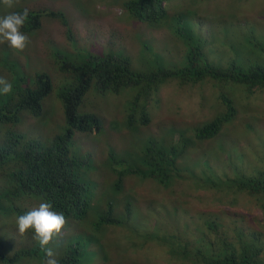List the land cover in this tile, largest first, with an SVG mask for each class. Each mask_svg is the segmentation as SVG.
<instances>
[{
  "label": "rangeland",
  "instance_id": "1",
  "mask_svg": "<svg viewBox=\"0 0 264 264\" xmlns=\"http://www.w3.org/2000/svg\"><path fill=\"white\" fill-rule=\"evenodd\" d=\"M126 1L129 0H16L13 8L4 6L5 8L0 10V16L23 10L25 7L29 10L61 11L68 20L66 26L58 18L45 17L41 20V28L31 32L24 31L31 41L24 51L12 49L7 42L0 43V77L13 84L11 94L17 92L16 86L25 87L27 83H31L37 74L49 75L54 83L52 93L44 100L43 114L40 117L23 113L21 120L11 126L12 129L0 123V145L3 144L5 135L10 129L15 130L20 137L26 140L35 139L42 145L53 141L56 134L60 135L66 131L67 123L60 91L66 84H71V79L60 73L59 66L62 59L59 60L58 55L77 63L93 55L121 54L130 59L134 69L144 72L159 68L161 65L157 64L159 60L166 61V65H172L183 59L189 47L186 40L179 34L171 32L168 28L169 24L151 29L146 25L138 24L126 13L123 7ZM185 1L188 5H184V8L194 11L183 18L185 34L191 37L189 32L194 31L200 42L201 38H207L204 40V52L209 57L213 56L211 50L216 48L211 41L213 30H217L221 26L219 24L231 20L238 25L236 18H231L234 16H231V11H227V8L231 6L245 10V13L242 12L237 16L241 20L240 29L231 24L220 27L221 39L223 41L230 39L233 42L231 47L238 50L235 61L238 65L251 67L255 64L253 60L257 59V56L244 53L252 45L250 38L255 36V31L242 30V28H246L249 23L245 17L248 11H251L254 17L262 13L260 18L264 20V0ZM220 2L226 3L225 12L219 13L224 16L222 18H218L216 16L218 13H215V5ZM236 28L237 31H233ZM260 30L264 31V28L258 31ZM224 54L221 53L219 59H223ZM143 59L149 63L142 65ZM219 59L213 61L220 65L222 60ZM196 88L195 93L188 96L184 94V87H181L179 82L169 81L163 84L159 92H153L149 99L148 111L151 123L139 127L137 131L129 126L126 127L125 124L127 112L134 99L132 91L122 90L117 94L97 93L91 90L80 110L100 116L103 129L100 133H77L74 137L70 151L76 156L88 157L91 164L90 168L82 172L84 174L82 180L86 183L92 182L91 179L98 180L102 184V191L114 189L118 177L107 166L108 159L113 156L115 159H126L130 164L135 165L140 161L141 146H144L149 139L153 138L169 145V139L164 137L167 133L165 125L160 123L162 119L167 120L169 127H171L169 123H173L172 129L168 132L169 138H173V129L184 128L187 130V137L194 139L196 128L224 111L220 101L214 99L211 85L205 84L202 89L197 86ZM8 95H0V100L7 99ZM233 95L239 107L237 120L218 140L205 142L206 148L212 153L207 156L208 159L202 166L204 175L212 182L221 185L219 188L223 191L200 190L192 183V185L173 184L164 192L154 184L141 183L136 177L127 176L123 187L115 189L117 206L114 212L115 217L126 221L121 226L111 227L107 232L106 249H103L109 254L107 264H181L170 254L169 250L172 247L162 241L150 239L151 235L165 233L176 237L184 233L191 237L196 233L195 229L190 228L191 226L210 229L206 227V220L215 221L220 225L215 231L217 235L212 234L213 239H223L225 234L232 239L234 233L230 229L238 226L241 229L260 231L262 235L260 240L262 239L264 246V213L256 201L253 200L249 204L226 203V200L229 201L227 196H236V194H228L233 193V185L232 183L230 185V181L236 179L235 174L258 178L263 176L264 145L258 147L250 140L252 138L242 139L244 135L234 132L244 122L252 131L253 137L261 143L264 142V96L258 93L250 95L247 91H237ZM224 141L238 145L226 144L219 149ZM250 145L257 148H249ZM235 150L241 157L237 163L241 172L233 169L232 159L227 157ZM199 152L198 148H194L190 151V155L196 157ZM200 158L206 157L200 156ZM95 169L97 170L94 171ZM198 175L202 174L199 172ZM2 176L3 174H0V203L7 213L0 217L2 220L0 245L1 250L11 254L13 251L36 245L31 230L23 235L19 233L16 217L38 206L43 200L25 196L17 199L12 193H4L8 181L3 180ZM128 201L133 205V214L130 218H127L125 211V204ZM98 207L99 203H95L94 208ZM105 209L103 206V210ZM200 213L208 215L199 217ZM95 221L94 213L80 222L68 219L61 235L54 238L59 241L58 254L71 242L79 240L84 243L83 260L88 264H100L98 255L88 251L92 243L85 240L84 235L73 237L79 226L85 229V233L93 231ZM61 238L64 240H58ZM262 257L264 259V251Z\"/></svg>",
  "mask_w": 264,
  "mask_h": 264
},
{
  "label": "trees",
  "instance_id": "2",
  "mask_svg": "<svg viewBox=\"0 0 264 264\" xmlns=\"http://www.w3.org/2000/svg\"><path fill=\"white\" fill-rule=\"evenodd\" d=\"M174 3L176 4L172 6ZM184 5H188L185 0H129L123 6L126 13L138 24L146 25L150 29L169 24L168 28L171 32L179 34L186 40L189 47L185 51V56L175 64L166 65V61L159 60L157 63L161 64L159 68L144 72L132 69L130 59L123 55H121L123 57L116 54L93 55L83 62L77 61V63L58 55L59 60L62 59L59 66L60 73L69 77L71 84H66L60 91L67 129L63 134H56L53 141L42 145L35 139L26 140L16 134L15 130L11 131V126L21 120L23 113L31 114L34 117H40L43 114L44 100L52 93L54 86L49 75L37 74L31 83H27V86H16L17 92L9 94L5 100H0V123L11 127L5 135L3 144L0 145V174H3V180L8 181L4 193H12L17 199L25 196L49 201L53 204L54 210L63 212L68 219L79 221L94 213L96 220L99 219L98 227L124 224L126 220L114 216L117 192L113 188L102 191V184L98 180L91 179L92 182L88 183L83 181L84 174L82 172L90 168L91 165L89 158L76 156L70 151L74 137L78 132L100 133L103 129L100 116L85 112L83 109L81 111L80 107L91 90L97 93L114 92L117 94L122 90H130L134 99L127 112L125 124L126 127L129 126L137 131L139 127L151 123L148 104L152 93H158L159 88L169 81L179 82V85L184 87V94L188 96L195 93L196 86L202 89L205 84L211 85L214 99L226 106V112L218 114L215 118L209 119L202 126L196 128L194 139L187 137V130L184 128L173 129V138H169V145L166 147H161L156 139H149L144 143V146H141L140 161L137 163L146 169L145 171H138L139 167L131 169L124 162L121 163L119 159L116 161L113 156L110 157L107 166L111 172L118 173L120 178L117 183L118 188L123 187L122 177L125 174L155 176L160 173V176L168 177L171 169L186 174L196 186H200L205 180L213 187L210 178L204 175L202 169L204 162L208 159L207 156L212 153L206 148L205 142L217 140L222 128L231 123L233 117L239 113L233 93L247 90L250 95L258 93L264 96V31H258L264 28V20L260 18L262 13L258 17H254L253 13L248 11L245 16L249 23L242 30H253L255 36L250 38L252 45L244 53L247 55L252 53L257 56V59L253 60L255 64L251 67H244L243 64L240 66L235 62L238 50L231 47L233 42L230 39L228 41L221 39L220 27L231 24L239 28L241 20L237 16L242 12L245 13V10L228 5L227 11H231V16H234L231 18H236L238 25L234 20H231L219 24L221 25L218 28L220 30H213L211 41L216 45V48L211 50L213 56L209 57L204 52V40L207 38H201L200 42L194 31L189 32L191 37L187 33L185 34L186 27L183 18L194 11L184 8ZM225 5L224 2L216 3L215 13H218L216 15L218 18L224 17L219 13L225 12ZM4 8L2 0H0V10ZM207 10L208 5L205 11L207 12ZM45 17L58 18L66 26L68 24L66 16L61 11L33 9L30 10L29 19L22 30L31 32L41 28V20ZM237 28L233 31H237ZM242 50L244 51V48ZM223 52L225 53L223 59H219ZM253 55L250 54V56ZM213 59H219L222 62L218 65ZM147 62L149 63L143 59L142 65H146ZM166 122L167 120L162 119L160 123L165 125L168 133L172 129L173 123L170 122L171 127H169ZM245 129L246 133L243 134L242 139L252 138L250 140L255 142L258 147H263L264 142L261 143L257 138H254L252 131L246 125ZM229 145L238 144H227V146ZM194 148H198L200 152L190 160L193 167L181 170V166L178 164L179 159L187 149ZM222 148L223 146H220V149ZM249 148L256 149L257 147L250 145ZM238 154L235 150L233 153L230 152L227 157L232 159L233 169L241 172L237 165L241 158ZM200 156L206 158H200ZM114 164L120 166V170ZM199 172L202 175H198ZM235 176L236 179L230 181V185L231 183L233 185V193L229 192L228 194H236V196H227L230 202L226 200V203L229 205L240 202L249 204L255 200L264 213V173L260 178L249 177L245 174H235ZM234 188L236 189L234 190ZM95 203H99V207L96 209L94 208ZM103 206H105V210H103ZM125 211L127 218H130L133 213L130 203L125 204ZM6 213L7 210L0 203V217ZM206 215L208 214L200 213L199 217ZM0 221L2 220L0 219ZM205 224L210 229L191 226L192 230H196V233L191 237L184 233L176 237L160 233L151 235L150 239L162 241L165 245L172 247L169 250L170 254L181 264H264L262 257L264 246L262 239L260 240L262 238L260 231L241 229L236 226L230 229L234 233L232 239L225 234L223 239L219 240L218 238L213 239L212 234L217 235L215 231L220 228V225L210 220H206ZM162 234L166 236H159ZM35 244L31 248H22L11 252V254L1 250L2 246L0 245V264H23L26 262L28 264H44L45 253L37 242ZM50 247L58 255L59 241L53 240ZM74 250V253L70 249L65 253L63 249V254L57 256L59 264H74L76 253L79 251L77 248Z\"/></svg>",
  "mask_w": 264,
  "mask_h": 264
},
{
  "label": "clouds",
  "instance_id": "3",
  "mask_svg": "<svg viewBox=\"0 0 264 264\" xmlns=\"http://www.w3.org/2000/svg\"><path fill=\"white\" fill-rule=\"evenodd\" d=\"M15 2L16 0H2L3 5L6 6L7 8H13L15 5ZM29 15H30V10L27 7H25L23 8L22 11H12V12L7 13L6 15L0 16V43L7 42L8 45L12 49H15L18 51H24L26 47L28 46V44L31 42L29 35L26 34L24 31H22L26 22L29 19ZM116 55L121 56V54H116ZM130 67L133 69L132 64ZM12 91H13V84L9 80L3 77H0V95H8V94H11ZM221 105L224 107V111L222 113L226 112V106L223 103H221ZM237 112H239V107H238ZM236 120H237V117L234 116L232 122L225 125V127H223L222 130L219 132L220 135L218 138L223 136L227 128L230 127ZM78 133H82V132H78ZM234 133H238L239 135H243L246 133L244 122L240 124V126ZM168 136H169V133H166L164 136L165 139H169ZM156 142L161 147L167 146L165 142H161L158 140H156ZM226 144H229V143L224 141L223 143H221L220 146H224ZM191 150L192 149L190 150L187 149L184 155L179 159L178 164L181 166V170L183 168L188 169L189 167H193L190 164V160L191 158H193V156L190 155ZM118 159L119 158H117L116 161ZM119 161H121V163L124 162L127 165V167H131V169H138L137 167H139L138 171L146 170V169H143V167L140 165L130 164L126 159L125 160L119 159ZM108 162H109V159H108ZM116 168L120 170L121 167L116 165ZM96 170L97 169H95L94 171ZM116 174L118 177V173ZM127 176H134L141 183L154 184L158 189L163 190L164 192L168 188H170L173 184L174 185L176 184H188V185L191 184L192 185L193 183V181L189 179V177L186 174L184 175L183 173L175 171L173 169L170 170V176L168 177H166L165 175L160 176V173H158L155 176H142L141 174L138 175V174L128 173L122 177V184L124 183V180L126 179ZM119 181H120V178L118 177L116 185L114 186V190L122 188V187L118 188L119 186H117V183ZM212 185L213 187L210 186V183H207L205 182V180H203L202 184L198 186L199 187L198 189L210 190L213 192L223 191L222 188H219L221 185H219L217 182H212ZM128 203H130V205L132 204L131 201H128L126 204ZM86 218L81 219L79 221L74 220V219H69V220L80 222V221H84ZM98 220L99 219H97L93 223V227H94L93 231H88L87 233H85V229L79 226L78 230L73 234V237L84 235L85 240H88L90 241V243H92V247L88 251L93 254L98 255V257L100 258V261H99L100 264H107V261L109 259L107 255L109 254L103 251V249H106L105 238H106L107 232L111 227L121 226L123 223L118 224V225H101L98 227L97 226V224L99 225ZM67 223H68V218L64 215V213L54 210L53 204L49 201H42L39 203L38 206L33 207L31 210L27 211L26 213L22 215H18L16 217V225H17V228L20 234L23 235L30 230L33 232V239L37 242L40 249L45 253L44 264H59V260L57 259V256L59 254L60 255L63 254V250L59 252V254L57 255V253L53 250V248L50 247V244L53 242L54 238L61 235L62 230L66 227ZM58 240H64V239L61 238ZM83 244L84 243L77 240L76 242H71L64 249L65 253L69 249L72 250L73 253L75 252L74 250L75 248L79 250L76 253V256H75L76 259L74 261V264H88L83 260V253L85 252V250L83 249ZM93 264H96V263H93Z\"/></svg>",
  "mask_w": 264,
  "mask_h": 264
}]
</instances>
